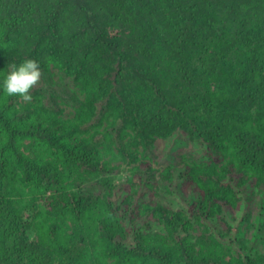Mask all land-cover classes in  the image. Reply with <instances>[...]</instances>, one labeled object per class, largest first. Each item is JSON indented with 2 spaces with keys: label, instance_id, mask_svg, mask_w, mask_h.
I'll use <instances>...</instances> for the list:
<instances>
[{
  "label": "trees",
  "instance_id": "1",
  "mask_svg": "<svg viewBox=\"0 0 264 264\" xmlns=\"http://www.w3.org/2000/svg\"><path fill=\"white\" fill-rule=\"evenodd\" d=\"M0 264H264V0H0Z\"/></svg>",
  "mask_w": 264,
  "mask_h": 264
},
{
  "label": "clouds",
  "instance_id": "2",
  "mask_svg": "<svg viewBox=\"0 0 264 264\" xmlns=\"http://www.w3.org/2000/svg\"><path fill=\"white\" fill-rule=\"evenodd\" d=\"M42 69L35 59H26L19 66L13 64L3 81V91L8 96H19L23 102H31V90L42 77Z\"/></svg>",
  "mask_w": 264,
  "mask_h": 264
},
{
  "label": "bare ground",
  "instance_id": "3",
  "mask_svg": "<svg viewBox=\"0 0 264 264\" xmlns=\"http://www.w3.org/2000/svg\"><path fill=\"white\" fill-rule=\"evenodd\" d=\"M150 51H151V49H150ZM153 52V51H152ZM155 53V52H154ZM201 53H202V51H201ZM206 55V54H205ZM162 61V60H161ZM166 63V62H165ZM185 77V76H184ZM179 79H180V77H179ZM189 79V78H188ZM187 79V80H188ZM189 82V81H188ZM25 216V215H24ZM28 217V216H27ZM237 219V218H236ZM236 219H234V221L236 220ZM238 221H239V219H238ZM241 222V221H240ZM230 225V224H229ZM234 226V225H233ZM240 226H242V225H240ZM225 227H226V225H225ZM238 229H239V227H238ZM240 230V229H239ZM252 231H253V229H252ZM255 231V230H254ZM238 233V232H237ZM252 233V232H251ZM254 234V233H253ZM243 235V234H242ZM246 235V234H245ZM245 235H243V236H245Z\"/></svg>",
  "mask_w": 264,
  "mask_h": 264
}]
</instances>
